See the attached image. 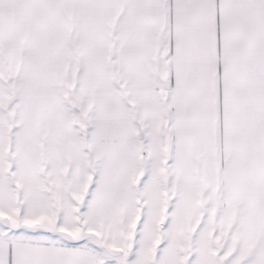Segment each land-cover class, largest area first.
<instances>
[{
	"label": "snow or ice",
	"instance_id": "snow-or-ice-1",
	"mask_svg": "<svg viewBox=\"0 0 264 264\" xmlns=\"http://www.w3.org/2000/svg\"><path fill=\"white\" fill-rule=\"evenodd\" d=\"M0 264H264V0H0Z\"/></svg>",
	"mask_w": 264,
	"mask_h": 264
}]
</instances>
